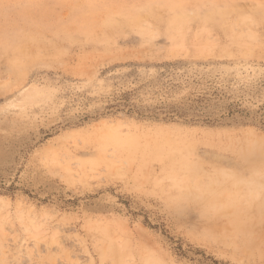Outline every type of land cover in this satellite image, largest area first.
Here are the masks:
<instances>
[{
  "label": "rangeland",
  "instance_id": "obj_1",
  "mask_svg": "<svg viewBox=\"0 0 264 264\" xmlns=\"http://www.w3.org/2000/svg\"><path fill=\"white\" fill-rule=\"evenodd\" d=\"M262 114L264 0H0V264H264Z\"/></svg>",
  "mask_w": 264,
  "mask_h": 264
},
{
  "label": "trees",
  "instance_id": "obj_2",
  "mask_svg": "<svg viewBox=\"0 0 264 264\" xmlns=\"http://www.w3.org/2000/svg\"><path fill=\"white\" fill-rule=\"evenodd\" d=\"M121 100H120V103H122L124 106H127L128 105V100H127V97H126V95H122L121 96ZM209 100L207 99V98H205V97H198V98H196V99H193L192 101H191V105L189 106V109H191V108H193V109H196L197 107H199L202 103H206V102H208ZM175 113H179L177 110H176V112ZM229 113H230V115H239V116H241V117H246V116H244V114H243V111L242 110H240V109H233V110H230L229 111ZM181 114H184V112L183 113H181ZM258 123H260L261 125H263L264 126V114H262V115H260V120L258 121Z\"/></svg>",
  "mask_w": 264,
  "mask_h": 264
},
{
  "label": "bare ground",
  "instance_id": "obj_3",
  "mask_svg": "<svg viewBox=\"0 0 264 264\" xmlns=\"http://www.w3.org/2000/svg\"><path fill=\"white\" fill-rule=\"evenodd\" d=\"M122 11V10H121ZM181 12V11H180ZM32 13V12H31ZM214 15V14H213ZM175 17V16H174ZM179 17V16H178ZM171 18H172V16H171ZM215 18V17H214ZM136 19V18H135ZM130 21V20H129ZM178 22V21H177ZM168 23V22H167ZM170 24V23H169ZM137 26V25H136ZM18 59V58H17ZM21 59V58H20ZM15 61V60H14ZM14 61H12V62H14ZM17 62V61H16Z\"/></svg>",
  "mask_w": 264,
  "mask_h": 264
}]
</instances>
